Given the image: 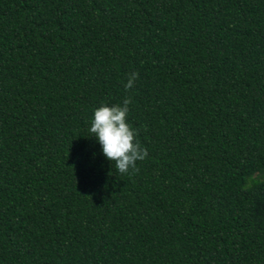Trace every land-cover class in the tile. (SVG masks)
Segmentation results:
<instances>
[{"label": "trees", "instance_id": "16d2710c", "mask_svg": "<svg viewBox=\"0 0 264 264\" xmlns=\"http://www.w3.org/2000/svg\"><path fill=\"white\" fill-rule=\"evenodd\" d=\"M0 264H264V0H0Z\"/></svg>", "mask_w": 264, "mask_h": 264}, {"label": "clouds", "instance_id": "9594fccd", "mask_svg": "<svg viewBox=\"0 0 264 264\" xmlns=\"http://www.w3.org/2000/svg\"><path fill=\"white\" fill-rule=\"evenodd\" d=\"M139 73L129 74L125 90L135 87ZM131 97L123 100L122 105L108 106L101 104L94 110V117L89 132L101 146L104 157L114 162L120 174H129L130 170L138 172L137 161H143L148 151L137 139L138 132L128 122L129 105Z\"/></svg>", "mask_w": 264, "mask_h": 264}]
</instances>
